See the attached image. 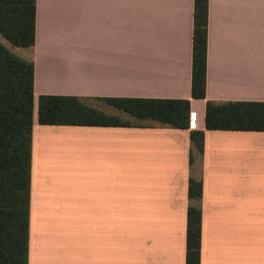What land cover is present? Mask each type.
<instances>
[{
    "label": "crops",
    "instance_id": "1",
    "mask_svg": "<svg viewBox=\"0 0 264 264\" xmlns=\"http://www.w3.org/2000/svg\"><path fill=\"white\" fill-rule=\"evenodd\" d=\"M36 4V42L19 55L34 60L36 98L190 99L191 123L43 125L36 102L28 264H186L191 175L200 264H264V131L206 128L208 100L264 101V0H209L204 99L192 96L194 0ZM192 130L205 131L194 169Z\"/></svg>",
    "mask_w": 264,
    "mask_h": 264
},
{
    "label": "trees",
    "instance_id": "2",
    "mask_svg": "<svg viewBox=\"0 0 264 264\" xmlns=\"http://www.w3.org/2000/svg\"><path fill=\"white\" fill-rule=\"evenodd\" d=\"M36 0H0V34L12 45L36 42ZM209 0H194L192 96L206 98ZM35 64L0 41V264H28L35 103L43 125L161 126L189 129L191 100L86 97L34 91ZM114 112L126 115L122 118ZM137 122V123H135ZM206 128L264 131V101H213ZM204 130H192L190 166L204 153ZM203 179L190 176L186 264H200Z\"/></svg>",
    "mask_w": 264,
    "mask_h": 264
},
{
    "label": "rangeland",
    "instance_id": "3",
    "mask_svg": "<svg viewBox=\"0 0 264 264\" xmlns=\"http://www.w3.org/2000/svg\"><path fill=\"white\" fill-rule=\"evenodd\" d=\"M0 41H2L9 49H11L13 52H15L17 55H21L22 56V52L24 50V56L28 54L29 52V48H21V47H16L14 45H12L9 41H7L1 34H0ZM117 113L118 115H120L122 118L127 119L126 115L119 113V112H114ZM137 123V122H135Z\"/></svg>",
    "mask_w": 264,
    "mask_h": 264
}]
</instances>
